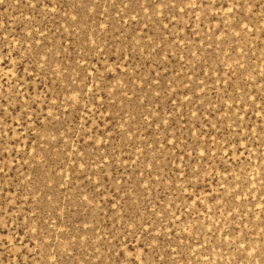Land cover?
I'll list each match as a JSON object with an SVG mask.
<instances>
[{"label":"rangeland","instance_id":"rangeland-1","mask_svg":"<svg viewBox=\"0 0 264 264\" xmlns=\"http://www.w3.org/2000/svg\"><path fill=\"white\" fill-rule=\"evenodd\" d=\"M133 258L264 264V0L0 3V264Z\"/></svg>","mask_w":264,"mask_h":264},{"label":"snow or ice","instance_id":"snow-or-ice-1","mask_svg":"<svg viewBox=\"0 0 264 264\" xmlns=\"http://www.w3.org/2000/svg\"><path fill=\"white\" fill-rule=\"evenodd\" d=\"M137 2H139V0H137ZM0 3H3V0H0ZM144 3L147 4L149 8H154L156 6V4H157V0H144ZM159 3H164V0H159ZM145 10H147V9H145ZM117 255L120 258L124 257V253L123 252H119V253H117ZM130 264H136V258H133L130 261Z\"/></svg>","mask_w":264,"mask_h":264}]
</instances>
